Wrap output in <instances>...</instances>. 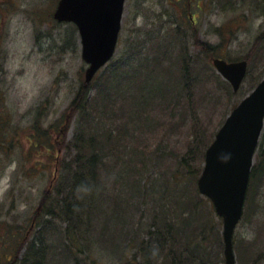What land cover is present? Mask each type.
<instances>
[{"label": "rangeland", "instance_id": "rangeland-1", "mask_svg": "<svg viewBox=\"0 0 264 264\" xmlns=\"http://www.w3.org/2000/svg\"><path fill=\"white\" fill-rule=\"evenodd\" d=\"M57 2L0 0V122L10 121L6 127L12 132V127L16 129L13 135L5 137L7 139L0 137V264H22L26 250L23 248L12 263L11 253L14 252L13 248L16 250L14 245L21 244L22 237L34 222L44 193L52 187L56 163L49 160L52 174L51 171L47 173L37 169L36 163H39L40 157L30 150L28 137V129L35 117L39 116L40 108L43 107L42 115L45 118L43 125L64 128L68 139L74 135L75 118L68 124L63 112L85 77L87 64L81 55V38L77 27L70 22H58L53 16ZM263 30L264 0H126L113 61L125 58L133 49L141 51V56L148 53L154 56L161 47L168 52L165 63L169 62L167 66L172 67L174 80L178 81L182 65L188 70V75H193L194 93L192 102L184 99L178 106L179 113L174 118L171 111L177 101L179 85L173 86L176 84H173V79L169 78L172 83L167 85L168 89L172 88L169 96L165 100L160 96L161 99L153 102L154 123L151 129H147L151 121L148 126L141 129V125L140 128V133L150 138L152 144L148 150L142 145V140L136 146L141 153L136 163L137 170L143 169V160L150 155L146 169L151 167V170L135 172L142 181L150 174L146 185L148 191L145 196L141 193L135 198L138 209L130 211L128 206L122 214L109 212L111 199L106 203L107 219L102 217L97 221L91 234L94 246L85 248L86 252L102 260V264L132 259L134 246L140 241H133V237L143 236L141 233L153 225L157 216L155 213L165 219L170 217L173 222L171 211L180 209L179 202L184 198L182 193L185 188L192 190L187 192L195 196L200 213L215 211L213 204L198 188L201 173L198 175L197 170L204 164L205 155L200 162L201 146L195 136L205 132L208 138L212 137L232 108L264 78ZM206 45L212 52L209 56L205 54ZM219 55L230 60L246 58L250 62L249 72L238 91L233 90L213 65L212 58ZM120 100L124 103L122 106L126 107V99ZM188 110L190 112L183 117L181 111ZM195 145L199 149L197 157L193 155ZM188 149L189 164L182 172L177 166L178 156L184 155ZM263 155L264 131L253 169L257 163L260 164ZM189 168L195 172L186 175L191 173ZM181 174L183 182L180 191L175 189L172 192L171 187H162L164 178L171 179L173 175ZM154 180L157 183L153 184ZM106 184L109 183L106 181ZM162 197H166L164 202ZM161 205L165 206L166 211H161ZM214 218L215 224L221 225L223 239L222 219L215 217V214ZM129 225L132 228L128 229ZM54 226H58L59 230L62 228L59 221ZM166 227L164 224V231ZM157 228L156 222L154 229ZM101 229H104L102 233ZM44 231L36 227L29 236L34 248L40 247V242L31 241V238L33 240L38 234L45 235V239L53 244L48 249L53 253H46L44 263L73 262L70 259L61 261L62 236L59 239L51 228ZM211 240H214L213 235ZM234 249L237 264H250L253 258L264 252V176L256 187L253 180L250 182L245 214L235 230ZM220 250L224 256V246ZM55 252L59 261L53 259ZM81 260L75 264H82ZM223 264H226L225 261Z\"/></svg>", "mask_w": 264, "mask_h": 264}, {"label": "trees", "instance_id": "trees-1", "mask_svg": "<svg viewBox=\"0 0 264 264\" xmlns=\"http://www.w3.org/2000/svg\"><path fill=\"white\" fill-rule=\"evenodd\" d=\"M4 5L6 6V1ZM208 48L206 45L205 54L209 56L212 52ZM167 53L159 47L156 55L151 56L148 53V55L141 56V51L133 49L125 58L118 61L115 59L109 64L111 68H108V65L100 71L91 83L85 82L82 78L72 100L63 112L66 123L69 124L75 118L74 135L70 139L67 138L64 128L43 125L45 118L42 115L43 107L40 108L39 116L35 117L32 126L28 129L30 150H34L40 157L39 163H36L37 169L47 173L51 171L50 174H52L51 162H49L52 160V163H56L54 172L56 173L57 169V174L55 177V173L53 174L52 187L44 193L39 203L34 215V223L29 226L28 231L22 237L21 244L14 245L16 250L13 248L14 252L11 253L12 263L19 257L23 248L26 250V256L22 264H45L43 260L46 259V253H53L48 251L53 244L47 238L45 239V235L38 234L33 240L31 238V241H39L40 247L34 248L30 243L31 231L38 227L41 232H45V228L47 230L51 228L59 239L62 236L61 261L73 260L66 264H75L81 259L82 264H102V260L95 258L91 252H86L85 248L89 249V245L94 246L91 234L95 231L97 221L102 217L107 219L106 203L111 199L108 206L109 212L122 214L128 206L130 211L133 208L138 209V202L135 198L141 196V193L145 196L148 191L146 185L150 174L146 175L142 181L135 175V172L143 173L151 170V167L146 169L150 155L144 158L143 169L137 170L136 163L139 162L141 153L136 146L142 140V145L148 150L152 144V140L143 137V132L140 133V131L144 126H148L149 121L151 124L147 129H151L152 122L154 123L152 120L155 106L153 102L160 96L163 100L167 95L169 96L172 89H168L167 86L172 83L169 78L173 79V84L176 83L172 84L173 86L179 85L177 101L171 111L172 118L178 115V106L184 99H187L188 103L193 100V75H188V70L182 65L178 81L174 80L172 67L167 66L169 62L165 63ZM135 86L136 89H134ZM120 99H126L127 109L122 106L124 103L120 102ZM192 106L193 104L190 110ZM190 110L181 111V115L184 117ZM138 119L141 121L140 125ZM7 124L10 125V121L0 122V129L3 128L0 130L2 139H7L8 137H5L13 135L16 130L12 127L13 132L10 131L6 127ZM129 127L132 129L127 131ZM214 136L213 133V136L208 138L205 132L195 136L201 146L200 162L204 160L205 151ZM1 141L0 146H2ZM188 151L189 149L181 157L178 156L177 166L182 172L189 164L187 160L189 154H186ZM198 154L199 149L195 145L193 155L197 157ZM126 157L129 159L127 160ZM262 157V161L254 166L251 174V181L253 180L255 187L264 176V155ZM202 169L203 165L197 170L198 175ZM189 172L191 173L186 175L193 174L195 171L189 168ZM182 178L183 174L173 175L171 179L164 178L165 182H162V187H171L172 192L175 189L180 191ZM154 182L155 180L153 184ZM118 184L121 189L119 186L117 188ZM187 191L192 190L185 188L183 191L184 198L179 202L180 209L171 211L173 222L170 217L165 219L155 213L157 216L154 218L153 225L151 224L146 232L141 233L143 236L133 237V241H140L134 246L135 252H133L132 259H124L123 262L116 264L224 263L223 252L220 250V247L223 250L224 246L220 233L221 225L214 222V214L217 217L216 212L200 213L198 201H195V196ZM165 198L162 197L161 200L164 202ZM162 206L161 211H166L165 206ZM58 221L62 225L60 230L58 226H54ZM156 222L157 230L154 229ZM164 224L167 226L165 231L162 228ZM130 226L128 229L132 228ZM103 230L101 229L100 233ZM61 232L62 235H60ZM134 232L138 234L137 230ZM212 235L214 236L213 241L211 240ZM126 250H124L125 254ZM263 255L264 252H261L252 259L250 264H264ZM53 256H55L53 259H56L57 252Z\"/></svg>", "mask_w": 264, "mask_h": 264}, {"label": "water", "instance_id": "water-1", "mask_svg": "<svg viewBox=\"0 0 264 264\" xmlns=\"http://www.w3.org/2000/svg\"><path fill=\"white\" fill-rule=\"evenodd\" d=\"M126 0H59L58 21L74 22L81 35L82 56L89 64L86 82L114 55ZM264 37V32H263ZM219 72L237 90L245 77L247 61L214 59ZM264 127V78L233 109L206 150L198 179L199 191L211 199L223 217L226 264H236L235 228L243 216L254 156Z\"/></svg>", "mask_w": 264, "mask_h": 264}, {"label": "flooded vegetation", "instance_id": "flooded-vegetation-1", "mask_svg": "<svg viewBox=\"0 0 264 264\" xmlns=\"http://www.w3.org/2000/svg\"><path fill=\"white\" fill-rule=\"evenodd\" d=\"M176 1H179V0H176Z\"/></svg>", "mask_w": 264, "mask_h": 264}]
</instances>
